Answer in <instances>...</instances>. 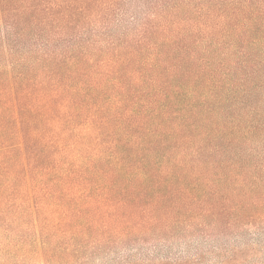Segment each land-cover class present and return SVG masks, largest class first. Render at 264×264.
Returning a JSON list of instances; mask_svg holds the SVG:
<instances>
[{"label":"trees","instance_id":"1","mask_svg":"<svg viewBox=\"0 0 264 264\" xmlns=\"http://www.w3.org/2000/svg\"><path fill=\"white\" fill-rule=\"evenodd\" d=\"M262 218L264 0H0L20 264H241Z\"/></svg>","mask_w":264,"mask_h":264},{"label":"rangeland","instance_id":"2","mask_svg":"<svg viewBox=\"0 0 264 264\" xmlns=\"http://www.w3.org/2000/svg\"><path fill=\"white\" fill-rule=\"evenodd\" d=\"M258 223H260L263 227L262 229H260L259 232H256L254 229H251L250 232V237H248V239H250L249 241L251 243H257L258 239H259V243L256 244V252L253 253L252 255L243 258V260L241 261V264H259L264 262V218H262ZM246 231V230H245ZM247 233L249 234V231H247ZM5 236V235H4ZM3 237H0V264H20V260L23 259L22 258V254H18L15 257H13L12 254H8V253H14V248L12 245H9L8 247H3L5 245V241L3 240ZM262 236V237H259ZM16 241H14L15 243ZM231 242V241H230ZM235 245H239V243H241V240H235L233 241ZM13 243V245H14ZM161 243H158L157 245H154V243L150 244H146L143 246H139V248L142 250L143 253H155V247L156 248L160 247V246H164L167 247V244L164 245H160ZM184 242L183 243H178L177 246V251H175V253L178 254L179 251H184L186 250L184 247ZM132 249V248H131ZM6 252V253H5ZM8 252V253H7ZM123 257H126L127 254L123 253L122 254ZM148 256V254H142V255H138L137 257L142 259V258H146ZM103 260L98 259V260H94L92 261L90 264H102ZM25 264V263H24ZM28 264H41L40 262H35L32 260H29Z\"/></svg>","mask_w":264,"mask_h":264}]
</instances>
